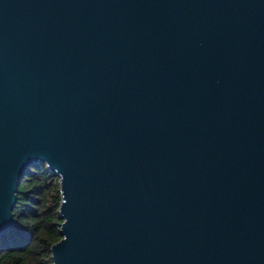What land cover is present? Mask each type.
<instances>
[{"label":"water","instance_id":"1","mask_svg":"<svg viewBox=\"0 0 264 264\" xmlns=\"http://www.w3.org/2000/svg\"><path fill=\"white\" fill-rule=\"evenodd\" d=\"M34 164L54 264H264V0H0V236Z\"/></svg>","mask_w":264,"mask_h":264},{"label":"trees","instance_id":"2","mask_svg":"<svg viewBox=\"0 0 264 264\" xmlns=\"http://www.w3.org/2000/svg\"><path fill=\"white\" fill-rule=\"evenodd\" d=\"M59 177L44 164L29 167L20 181L14 226L0 236V264H54L51 247L62 239Z\"/></svg>","mask_w":264,"mask_h":264}]
</instances>
